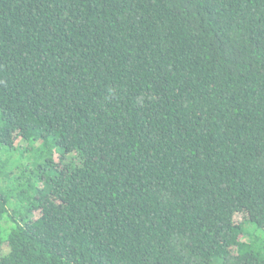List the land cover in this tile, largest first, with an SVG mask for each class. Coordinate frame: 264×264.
Here are the masks:
<instances>
[{
    "label": "trees",
    "instance_id": "obj_1",
    "mask_svg": "<svg viewBox=\"0 0 264 264\" xmlns=\"http://www.w3.org/2000/svg\"><path fill=\"white\" fill-rule=\"evenodd\" d=\"M0 264H264V0H0Z\"/></svg>",
    "mask_w": 264,
    "mask_h": 264
}]
</instances>
